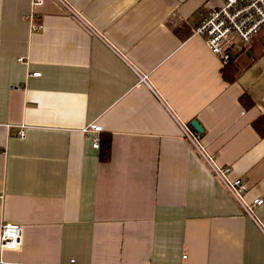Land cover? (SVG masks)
Returning <instances> with one entry per match:
<instances>
[{
	"label": "crops",
	"instance_id": "obj_1",
	"mask_svg": "<svg viewBox=\"0 0 264 264\" xmlns=\"http://www.w3.org/2000/svg\"><path fill=\"white\" fill-rule=\"evenodd\" d=\"M65 1L0 0V223L22 226L0 258L264 264V234L176 121L200 124L264 220V26L229 81L193 33L222 0Z\"/></svg>",
	"mask_w": 264,
	"mask_h": 264
},
{
	"label": "built area",
	"instance_id": "obj_2",
	"mask_svg": "<svg viewBox=\"0 0 264 264\" xmlns=\"http://www.w3.org/2000/svg\"><path fill=\"white\" fill-rule=\"evenodd\" d=\"M65 8L72 10L65 0H58ZM43 0H32L33 6L41 5ZM73 11V10H72ZM34 14H30L32 17ZM41 28L42 26H35ZM264 26V0H222L217 6L210 8L193 28V33L204 38L210 51L219 56L221 62L226 64L230 60L231 50L248 43ZM38 75L39 72H34ZM145 80V77H142ZM182 137L192 149L208 165L211 172L220 180L226 190L240 204L244 212L256 223L264 234V220L254 211L256 205L262 203L261 198H255L252 202L245 199L247 183L241 178H230V167L220 165L203 143L200 133L192 126L176 119ZM84 131L92 132V146L100 145V132L102 126L99 123H90ZM19 135H24L20 129ZM22 241V226L15 222L0 223V252L2 250H14L19 248ZM182 257H185L183 255ZM0 264H10L0 258Z\"/></svg>",
	"mask_w": 264,
	"mask_h": 264
},
{
	"label": "trees",
	"instance_id": "obj_3",
	"mask_svg": "<svg viewBox=\"0 0 264 264\" xmlns=\"http://www.w3.org/2000/svg\"><path fill=\"white\" fill-rule=\"evenodd\" d=\"M234 52H235V50L232 49L231 55H230V60L226 64L223 65V69H222L225 77L228 78V76H231V78H228L229 81L233 80V77H234L233 73L236 70V68H234L235 67L234 66L235 65V53ZM99 146H101L103 149L101 152V159H106L109 152H110V139L107 137H103L100 134V145Z\"/></svg>",
	"mask_w": 264,
	"mask_h": 264
},
{
	"label": "water",
	"instance_id": "obj_4",
	"mask_svg": "<svg viewBox=\"0 0 264 264\" xmlns=\"http://www.w3.org/2000/svg\"><path fill=\"white\" fill-rule=\"evenodd\" d=\"M191 125L195 128L196 131H198V132L202 131V127L200 126V124L196 120H193Z\"/></svg>",
	"mask_w": 264,
	"mask_h": 264
}]
</instances>
